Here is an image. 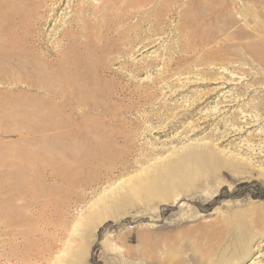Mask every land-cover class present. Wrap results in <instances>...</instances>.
I'll list each match as a JSON object with an SVG mask.
<instances>
[{
    "label": "rangeland",
    "instance_id": "obj_1",
    "mask_svg": "<svg viewBox=\"0 0 264 264\" xmlns=\"http://www.w3.org/2000/svg\"><path fill=\"white\" fill-rule=\"evenodd\" d=\"M0 264H264V0H0Z\"/></svg>",
    "mask_w": 264,
    "mask_h": 264
},
{
    "label": "bare ground",
    "instance_id": "obj_2",
    "mask_svg": "<svg viewBox=\"0 0 264 264\" xmlns=\"http://www.w3.org/2000/svg\"><path fill=\"white\" fill-rule=\"evenodd\" d=\"M21 1V0H20ZM230 3V2H229ZM20 29V28H19ZM79 68H80V66H79ZM86 80V82L87 81H89L90 82V78H85ZM86 84H88V83H86ZM101 138V134L99 135V137H96L94 140L95 141H93L96 145H98L99 144V140L98 139H100ZM110 147V146H109ZM112 147V146H111ZM109 150H100V151H95V150H93L92 151V154L93 155H97V156H99V157H104L106 154L105 153H107ZM197 152H202V149L201 150H197ZM196 152V150H195V152H192L190 155L192 156V158H191V160L192 161H196V165L197 164H203L204 162L205 163H208L207 161H203V162H200L199 161V153H197ZM119 153V152H118ZM204 153V152H203ZM121 154V153H120ZM106 157V156H105ZM104 157V158H105ZM101 158V159H102ZM199 158V159H198ZM181 159H182V157H181ZM104 160V159H103ZM108 160V159H107ZM185 159H183V160H180V161H184ZM201 160H202V158H201ZM212 161V160H211ZM213 161H215V160H213ZM168 162V163H167ZM108 163H110V160L108 161ZM165 163H167L166 165H164ZM214 163V162H213ZM100 164H102V163H100ZM106 164V163H105ZM160 164V163H159ZM209 165H210V162L208 163ZM232 164L234 165V164H237V163H235V162H232ZM172 166L173 165V163H171L169 160H167L166 162H163V165H161V166H163V167H167V166ZM207 165V164H206ZM160 166V167H161ZM201 166H204V165H201ZM122 167V166H121ZM159 167V166H158ZM236 167H237V165H236ZM162 170H163V168H161ZM161 171L160 170H156V171H154V169L153 168H151V170H149V168L148 169H146L145 170V172L144 173H142L141 175H139V176H137L136 178H131V179H129V184H128V186L130 187H134L135 186V184H140L141 185V183L140 182H144V180H146V179H149V178H151V177H154L155 175H160V174H158V173H160ZM155 174V175H154ZM243 175V174H242ZM260 175V174H259ZM112 178L113 176H112V174H106L105 175V178L106 179H109V178ZM110 178V179H111ZM159 179H161L160 177H158ZM110 182V181H109ZM103 185V184H102ZM139 186V185H138ZM126 187V186H125ZM118 188V187H117ZM128 188V187H127ZM119 200V199H118ZM121 200V199H120ZM119 200V202H121ZM111 204V205H114L115 203H116V198H114V197H112V194H107V195H105V196H103V197H101L100 199H98V200H96V202L94 203L95 205H94V207H93V211H97V209H99V208H102V207H105V206H107L108 204ZM118 203V202H117Z\"/></svg>",
    "mask_w": 264,
    "mask_h": 264
}]
</instances>
